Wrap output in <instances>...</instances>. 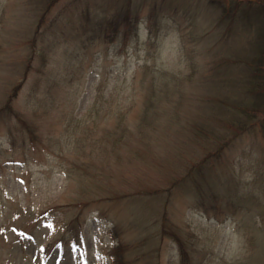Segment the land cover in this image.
<instances>
[{"label":"rangeland","instance_id":"obj_1","mask_svg":"<svg viewBox=\"0 0 264 264\" xmlns=\"http://www.w3.org/2000/svg\"><path fill=\"white\" fill-rule=\"evenodd\" d=\"M213 5L0 0V264H264L257 127L171 187L263 23ZM150 80L173 94L142 119Z\"/></svg>","mask_w":264,"mask_h":264},{"label":"trees","instance_id":"obj_2","mask_svg":"<svg viewBox=\"0 0 264 264\" xmlns=\"http://www.w3.org/2000/svg\"><path fill=\"white\" fill-rule=\"evenodd\" d=\"M208 1L222 9V20H243L255 11L263 23L260 27L256 26L260 31L257 30V37L249 50V58L215 65V73L210 75L211 78L215 76L213 87H218L221 91L224 89V93L208 91L205 92V97L199 95L198 101L204 106L202 116L205 117L203 122L194 126L196 138L200 142L199 158L192 161L189 158L184 163V175L175 178L171 187L182 184L184 180L203 170L208 161L216 158L227 144L242 133L257 127L264 136V0ZM210 79L204 82L207 83ZM177 84L180 85L181 82L178 81ZM145 87L148 91L142 97L145 103L142 119L151 106L158 105L163 97L170 99L173 94L167 87L163 91H157L151 80L143 88ZM117 250L118 246L112 249L111 264L121 262Z\"/></svg>","mask_w":264,"mask_h":264}]
</instances>
